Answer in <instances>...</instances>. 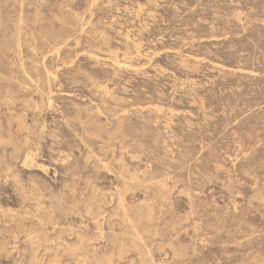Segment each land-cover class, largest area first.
Instances as JSON below:
<instances>
[{
  "label": "rangeland",
  "instance_id": "rangeland-1",
  "mask_svg": "<svg viewBox=\"0 0 264 264\" xmlns=\"http://www.w3.org/2000/svg\"><path fill=\"white\" fill-rule=\"evenodd\" d=\"M0 264H264V0H0Z\"/></svg>",
  "mask_w": 264,
  "mask_h": 264
}]
</instances>
